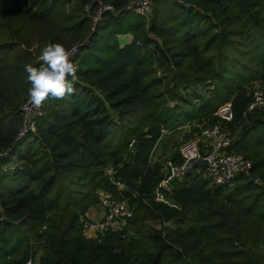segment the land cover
Instances as JSON below:
<instances>
[{
  "label": "trees",
  "instance_id": "obj_1",
  "mask_svg": "<svg viewBox=\"0 0 264 264\" xmlns=\"http://www.w3.org/2000/svg\"><path fill=\"white\" fill-rule=\"evenodd\" d=\"M185 1L156 0L148 18L107 12L92 29L96 0H0V264H264V109L244 114L264 89V0ZM57 42L80 46L74 92L17 138L25 65ZM186 123L239 129L228 150L252 169L214 189L195 172L156 201L149 155ZM107 162L132 214L86 238L79 218L108 188Z\"/></svg>",
  "mask_w": 264,
  "mask_h": 264
},
{
  "label": "built area",
  "instance_id": "obj_2",
  "mask_svg": "<svg viewBox=\"0 0 264 264\" xmlns=\"http://www.w3.org/2000/svg\"><path fill=\"white\" fill-rule=\"evenodd\" d=\"M156 0H130L121 8H115L111 4L96 0V7L91 15L92 29L97 22L107 12L118 14L121 11L133 12L136 15L148 18ZM184 6H193L185 0H173ZM78 44L70 46L73 51V62L78 65L79 55ZM40 56V55H39ZM256 109H264V89L259 85H254L250 90V101L248 102L244 114ZM21 116V126L17 132V138L24 137L29 132H34L37 117L43 114L42 107L33 108L29 104L28 93L19 106ZM192 125L186 127L187 132ZM200 127V126H198ZM239 129L230 130L215 124L207 127H200L194 132L192 138L181 141L176 149L179 158L172 156H162L157 153V148L161 138L166 134L162 130L161 137L154 145L150 155L149 164L158 167L161 179L153 191L156 201L170 204L165 198L164 190H169L172 182L181 181L188 175L197 172L206 182L210 189L219 187L232 188L236 185L238 177L249 175L252 169V162L240 153L230 151L228 148L234 142ZM205 160L202 167L195 166V161ZM118 167L113 162H107L103 168V176L108 188L97 191V203L104 209V215L99 219H87L80 216L79 222L81 232L86 238H100L105 234L120 230L126 221L125 217H131V209L123 197V192L127 189L125 182L117 175ZM26 264H34L32 259H28Z\"/></svg>",
  "mask_w": 264,
  "mask_h": 264
},
{
  "label": "clouds",
  "instance_id": "obj_3",
  "mask_svg": "<svg viewBox=\"0 0 264 264\" xmlns=\"http://www.w3.org/2000/svg\"><path fill=\"white\" fill-rule=\"evenodd\" d=\"M73 54L59 42L49 43L41 49L38 66L25 65L29 104L33 108H41L49 98L63 99L73 94L78 71Z\"/></svg>",
  "mask_w": 264,
  "mask_h": 264
},
{
  "label": "rangeland",
  "instance_id": "obj_4",
  "mask_svg": "<svg viewBox=\"0 0 264 264\" xmlns=\"http://www.w3.org/2000/svg\"><path fill=\"white\" fill-rule=\"evenodd\" d=\"M116 38L121 41V36L118 35L116 36ZM188 124V123H186ZM190 125V124H188ZM193 127H191L190 132H187L186 127L184 129H180L178 131L175 132V134L171 135L169 138H166L164 141V137L160 140L158 145L157 153H161L162 156H169L173 150L177 149L179 144L181 143V141L187 140L189 138H192L194 132H196L197 130H194V125H192ZM176 151V150H175ZM174 154V152L172 153ZM197 173V172H196Z\"/></svg>",
  "mask_w": 264,
  "mask_h": 264
},
{
  "label": "crops",
  "instance_id": "obj_5",
  "mask_svg": "<svg viewBox=\"0 0 264 264\" xmlns=\"http://www.w3.org/2000/svg\"><path fill=\"white\" fill-rule=\"evenodd\" d=\"M120 36L122 37L121 41H119L121 44L128 43L129 41H131V38H132V36L130 34H123V35H120ZM187 126H188V124H185L180 129H184ZM173 134H175V133L174 132L173 133L166 132V134L163 136L164 137L163 141L166 138H169ZM175 150H173V152H175ZM172 153L170 155H172ZM104 213H105V209L100 204L95 203V204L91 205L88 208V210L85 212L84 217L87 218V219H99V218H101L104 215Z\"/></svg>",
  "mask_w": 264,
  "mask_h": 264
},
{
  "label": "water",
  "instance_id": "obj_6",
  "mask_svg": "<svg viewBox=\"0 0 264 264\" xmlns=\"http://www.w3.org/2000/svg\"><path fill=\"white\" fill-rule=\"evenodd\" d=\"M194 164H195V166L202 167V166H204L206 164V161L205 160H197V161H195ZM251 181L252 182H255V178L254 177H251ZM125 219L126 220L128 219L127 216L125 217Z\"/></svg>",
  "mask_w": 264,
  "mask_h": 264
}]
</instances>
